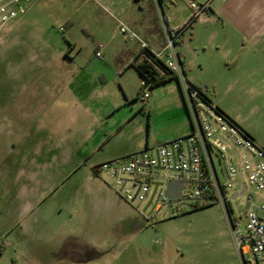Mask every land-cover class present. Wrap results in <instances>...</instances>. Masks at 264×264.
<instances>
[{"label": "rangeland", "instance_id": "1", "mask_svg": "<svg viewBox=\"0 0 264 264\" xmlns=\"http://www.w3.org/2000/svg\"><path fill=\"white\" fill-rule=\"evenodd\" d=\"M189 2L35 0L0 44V246L5 247L9 263L28 264L32 258L33 264L49 262L48 253L35 254L33 247H44L50 226L79 212L83 185L92 178L90 163L112 153L123 158L147 148L155 155V146L175 134L181 122L184 134L191 131L185 109H178L179 94L171 93L169 83L144 87L153 97L150 108L141 100L142 81L136 70L123 78L125 87L119 79L120 52L139 44L121 32L120 21L139 35L130 24L134 19L156 18L163 29L166 23L179 28L193 16ZM202 17L195 16L191 23L196 25ZM213 26L211 21L200 26L201 43H207ZM189 28L190 24L184 30ZM185 35L190 36V31ZM99 44L104 47L98 56ZM203 54L195 53L194 61L202 62ZM193 68L199 85L212 96V83L218 77L207 68ZM250 102L264 111V96ZM99 128L107 134L93 155L97 140L90 135ZM110 129L116 132L111 135ZM163 174L161 170L151 179L140 178L166 182ZM101 180L148 224L143 232L115 244L117 249L125 248L118 261L134 260L143 250L153 264H242L220 204L198 207L185 198L163 201L158 192L144 211L148 201L132 204L115 179L102 173ZM239 190L236 181L230 192ZM250 194L258 195L251 185L231 200L243 228ZM27 232L43 236L34 239ZM245 258L247 264H256L251 254Z\"/></svg>", "mask_w": 264, "mask_h": 264}, {"label": "crops", "instance_id": "2", "mask_svg": "<svg viewBox=\"0 0 264 264\" xmlns=\"http://www.w3.org/2000/svg\"><path fill=\"white\" fill-rule=\"evenodd\" d=\"M191 1L202 7L199 15L203 14V17L196 25L192 22L190 28L184 30L178 40L177 50L183 60L185 75L188 80L200 86L199 79L193 73V67L198 65L200 69L207 68L213 72L218 79L212 83L214 94H207L208 97L264 149V111L257 102H250L264 96V0H222V5L217 0ZM158 3L161 5L162 0H158ZM208 21L214 26L210 29L207 43H201L198 31L200 32V26ZM130 24L140 32V36L152 51L159 52L163 49L164 29L156 18L149 21L134 19ZM187 31H190V36L185 35ZM142 49L138 44L137 48L120 52L122 57L119 79L123 85V78L132 70H136L134 67L127 68V63L138 55L141 56L140 61L146 58ZM197 52L204 53L202 62L194 61ZM141 81L140 92L144 83L142 77ZM167 83L171 93L179 94L178 109H185L177 82L169 80ZM140 97L142 102H146L151 108V94L145 101L142 94ZM183 123L181 122L180 129L175 134L163 137L161 144L186 135L183 133ZM115 132V129L108 130L111 135ZM92 133L91 138L95 135V141L97 140L90 152L94 155L103 146L107 132L99 128ZM119 157L120 155L112 153L100 161L90 163L92 178L83 185L85 192L81 198L79 212L60 221L58 226H50L44 237V247H33L35 254H49L50 260L44 264H54L57 260L68 264H153L145 259L143 250L136 253L134 260L118 261L125 248L117 249L115 244L129 239L138 231L143 232L148 225L132 212L129 204L121 200L112 187L101 180L102 173L96 169L99 164ZM27 233L29 235H23L32 236L34 239L43 236L36 237L33 233ZM106 242L110 243L104 246ZM5 252V247L0 246V264H15L14 260L8 262L4 256ZM107 255H112V259H107ZM35 260L32 258L28 264H33L31 262Z\"/></svg>", "mask_w": 264, "mask_h": 264}, {"label": "built area", "instance_id": "3", "mask_svg": "<svg viewBox=\"0 0 264 264\" xmlns=\"http://www.w3.org/2000/svg\"><path fill=\"white\" fill-rule=\"evenodd\" d=\"M34 1H1L0 44L7 39L9 32L21 21ZM189 5L193 16L182 27L171 28L166 23L165 44L159 52L152 51L136 31L121 21L120 30L128 39L138 41L142 48L153 52L178 77L191 131L155 146V155L150 154V149L147 148L104 162L96 169L115 179L119 191L132 204L149 202L154 182H157L142 181L140 177L151 179L163 170L166 182H183L180 199L190 200L198 207L214 203L223 207L242 264H247L246 254H251L254 263L264 264V149L237 122L220 112L212 100L208 101L207 92L202 87L186 77L177 44L185 27L202 11V7L195 1L189 2ZM103 47V44L98 45V56ZM145 86L143 83L141 88L144 101L150 97ZM236 181H240L241 190L230 192ZM166 182L157 186L151 203L158 192L163 201L169 200L165 195ZM129 185L135 187L134 192ZM250 185L258 195L256 198L252 194L248 196L249 206L245 212L243 228L239 219L234 216L231 200L243 194Z\"/></svg>", "mask_w": 264, "mask_h": 264}, {"label": "trees", "instance_id": "4", "mask_svg": "<svg viewBox=\"0 0 264 264\" xmlns=\"http://www.w3.org/2000/svg\"><path fill=\"white\" fill-rule=\"evenodd\" d=\"M142 52L146 55V58L144 60L140 61L139 59L141 56L138 55L136 58L129 61L126 67L127 68L134 67L137 70V72L141 75V77L143 78L145 85H150L151 87L154 88L169 80H175L179 86L178 77L171 70H169L164 65V63L155 56L153 52H151L148 49H144V48L142 49ZM180 61L183 64V60L181 56H180ZM207 100L211 101V99L208 97H207ZM217 108L220 112L224 113L218 106Z\"/></svg>", "mask_w": 264, "mask_h": 264}, {"label": "water", "instance_id": "5", "mask_svg": "<svg viewBox=\"0 0 264 264\" xmlns=\"http://www.w3.org/2000/svg\"><path fill=\"white\" fill-rule=\"evenodd\" d=\"M163 182H154V188L152 190V194L150 197L149 202L147 203L146 207L144 208V211L147 210L148 206L150 205L156 191H157V186L158 185H163ZM165 195L166 197L171 200V201H177L180 200L181 198V191L183 188V182L182 181H177V180H169L166 182L165 186Z\"/></svg>", "mask_w": 264, "mask_h": 264}]
</instances>
